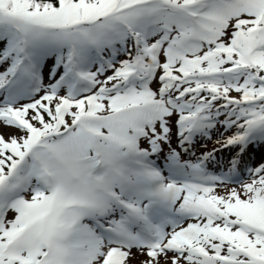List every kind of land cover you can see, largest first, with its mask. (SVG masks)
Returning <instances> with one entry per match:
<instances>
[{"label": "snow or ice", "instance_id": "6c2138e0", "mask_svg": "<svg viewBox=\"0 0 264 264\" xmlns=\"http://www.w3.org/2000/svg\"><path fill=\"white\" fill-rule=\"evenodd\" d=\"M0 264H264V0H0Z\"/></svg>", "mask_w": 264, "mask_h": 264}, {"label": "rangeland", "instance_id": "374dc122", "mask_svg": "<svg viewBox=\"0 0 264 264\" xmlns=\"http://www.w3.org/2000/svg\"><path fill=\"white\" fill-rule=\"evenodd\" d=\"M213 139H215V137H213ZM210 147H212V145ZM204 150L205 149H199L197 154H199V151H204ZM227 155H228L227 153L224 154L225 158L227 157ZM253 160H254V162L256 164H259L261 162V157H260V154L258 152L253 154ZM233 186H236V185H234V184L231 185L230 184L228 187L230 188V187H233ZM226 191H227V189H225V188H219L218 189V192H220L221 194H224Z\"/></svg>", "mask_w": 264, "mask_h": 264}, {"label": "trees", "instance_id": "16d2710c", "mask_svg": "<svg viewBox=\"0 0 264 264\" xmlns=\"http://www.w3.org/2000/svg\"><path fill=\"white\" fill-rule=\"evenodd\" d=\"M209 145L211 146L212 144H209ZM209 145H208V147H210Z\"/></svg>", "mask_w": 264, "mask_h": 264}]
</instances>
